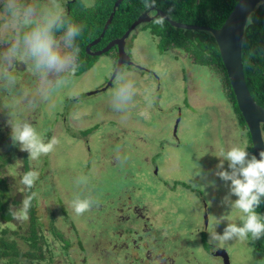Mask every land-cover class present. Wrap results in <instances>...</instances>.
Masks as SVG:
<instances>
[{"label":"rangeland","instance_id":"1","mask_svg":"<svg viewBox=\"0 0 264 264\" xmlns=\"http://www.w3.org/2000/svg\"><path fill=\"white\" fill-rule=\"evenodd\" d=\"M79 3L92 7L96 0ZM144 26L137 27L126 45L132 62L142 68H125L140 84L127 116L110 110L114 82L91 94L111 78L114 53L97 57L89 70L76 74L49 102L36 107H30L22 93L0 89V109L14 105L18 118L32 123L45 142L57 141L50 153L31 158L38 214L45 223L59 225L63 220L66 237L75 231L85 236L89 257L73 240L67 255L71 264H146L143 251H138L144 239L151 240L152 247H165L174 264H223L214 255L219 248L227 250L231 264H264L258 246L264 238L206 245L209 233L222 232L228 222L239 224L244 216L221 203L228 188L212 173L223 151L243 147L253 154L249 130L240 123L214 70L182 51L163 50ZM18 71L20 87L34 88L22 66ZM145 88L152 92L150 105ZM0 132L4 144L10 129L3 115ZM15 162L7 169L9 181L25 165L21 159ZM79 177L86 182L77 185ZM209 180L216 181L215 190L205 187ZM21 193L24 197V189ZM77 197L94 203L77 214L72 206ZM218 217L224 221L219 225ZM149 229L151 234L146 233ZM51 239L57 248L63 245L54 235Z\"/></svg>","mask_w":264,"mask_h":264},{"label":"trees","instance_id":"2","mask_svg":"<svg viewBox=\"0 0 264 264\" xmlns=\"http://www.w3.org/2000/svg\"><path fill=\"white\" fill-rule=\"evenodd\" d=\"M117 0H96L92 7H86L79 0L67 3L66 12L75 22L84 25V31L79 41L81 49L79 68L76 74L89 70L97 59L87 51V45L101 35L104 26L113 12ZM239 0H156L155 7L163 10L171 19L176 21L220 28L233 11ZM64 5H66L64 0ZM146 11L142 0H123L117 8L112 23L105 32L101 42L95 48H101L111 40L121 37L131 25ZM153 11V10H152ZM146 25L154 36L160 40L161 48L165 51H182L197 64L210 67L220 77L225 94L233 106L239 121L248 126L238 106L230 78L220 54V49L214 34L209 29H185L176 27L162 16H156ZM244 71L249 90L256 102L264 107V2L257 5L250 15L245 28L243 41ZM249 130V129H248ZM264 135V124H262ZM8 140L0 141V264H71L67 255H71V242L77 240L79 247L88 255L85 236L66 234L62 231L64 221L46 222L38 214V200L35 195L34 183L29 187L23 184L22 178L31 173V157L23 154L18 147H13ZM250 137V150L254 154L253 143ZM0 138L3 135L0 132ZM14 155H16L14 159ZM25 162L23 168L17 171L14 181H9L7 169L18 160ZM15 162V163H16ZM31 165V166H30ZM23 170V171H21ZM24 172V173H21ZM18 176V177H17ZM24 189V197L22 194ZM21 197V198H20ZM264 214V204L257 209ZM67 213L64 218L69 220ZM67 222V221H66ZM63 244L57 248L55 240ZM261 238H264L262 236ZM206 245H209L206 241ZM264 251V243L258 244ZM59 247V246H58ZM94 244H92V248ZM97 251V250H96ZM91 252V251H90ZM58 255V257H56ZM59 258V259H57ZM65 259L66 263L62 261ZM73 251V259H76Z\"/></svg>","mask_w":264,"mask_h":264},{"label":"clouds","instance_id":"3","mask_svg":"<svg viewBox=\"0 0 264 264\" xmlns=\"http://www.w3.org/2000/svg\"><path fill=\"white\" fill-rule=\"evenodd\" d=\"M142 3L145 8L152 9L156 0H142ZM83 31L84 25L72 19L61 0H0V89L22 93L30 107L49 102L78 71L79 41ZM21 66L31 72L34 88L20 87L21 73L18 69ZM113 82L108 98L110 110L127 116L136 101L139 81L131 72L117 66ZM144 91L150 105L152 92L148 88ZM0 115L10 129L9 138L13 147L27 152L31 158L46 155L54 149L55 138L45 142L32 123L18 118L14 105H5L0 109ZM220 158L212 175L228 188L221 203L227 208L239 209L244 216L239 224L228 222L222 232L209 233L208 243L223 245L249 236L259 239L264 236V214L257 212L264 204V150L257 158L243 147H232L221 152ZM204 175L201 171L198 173L202 179ZM34 179V174L27 173L22 182L30 187ZM75 182L82 184L86 178L79 177ZM205 187L215 190L216 181L209 180ZM93 203L90 198L77 197L72 206L75 213L82 214ZM217 219L218 225L224 222L222 218Z\"/></svg>","mask_w":264,"mask_h":264},{"label":"water","instance_id":"4","mask_svg":"<svg viewBox=\"0 0 264 264\" xmlns=\"http://www.w3.org/2000/svg\"><path fill=\"white\" fill-rule=\"evenodd\" d=\"M122 1L123 0L116 1L113 12L107 20L103 32L99 37L87 45V52L94 56H100L109 52L112 48L117 47L119 52V61L117 66L122 67L124 63L133 64L131 61V55L128 54L126 50L127 38L137 28V26L151 21L156 16H162L170 21L172 25L180 28L209 29L214 34L218 43L221 57L238 101V106L243 114L251 135L254 154L257 155V158H259V152L264 150V135L262 130V124H264V107L259 105L253 98L247 84L243 62V41L245 28L250 15L255 11L257 5L261 2H264V0H239L233 11L226 19L225 23L220 28H209L206 26L182 23L171 19L165 12L161 10H157L155 17H150L148 13H143L124 33L123 36L111 40L104 48L96 52H91V48L101 42L105 32L112 23L117 8ZM112 83L113 75L108 86ZM103 90H106V88ZM98 91L99 90L93 91L91 94H95ZM214 255L222 257L224 264H231L229 254L226 249L219 248L214 252Z\"/></svg>","mask_w":264,"mask_h":264},{"label":"flooded vegetation","instance_id":"5","mask_svg":"<svg viewBox=\"0 0 264 264\" xmlns=\"http://www.w3.org/2000/svg\"><path fill=\"white\" fill-rule=\"evenodd\" d=\"M74 1H76V0H65V3H66V5H64V0H61V2H62V4L64 5V7L66 8V10H68L67 8V3L68 2H74ZM153 10V11H152ZM157 10H161V9H159V8H157V7H154V8H152V9H150V11H146V13H148L149 15H150V17H155L156 16V13H157ZM161 11H163V10H161ZM164 12V11H163ZM141 26H142V24H140ZM138 27V26H137ZM136 30H137V28L131 33V35H133L134 33H136ZM131 35L127 38V40H129V38H131ZM128 42V41H127ZM107 45V44H106ZM106 45H104L103 47H101V48H95L97 45H95V46H93L92 48H91V52H96V51H98V50H100V49H102V48H104ZM87 51V50H86ZM128 51V53L130 54L131 52L129 51V50H127ZM111 53H114V58H115V63H116V65H115V67H114V70H115V68L117 67V65H118V61H119V52H118V48L117 47H114V48H112L109 52H107V53H105V54H111ZM91 55V54H90ZM104 55V54H103ZM131 55V54H130ZM91 56H94V55H91ZM101 56V55H100ZM96 57H99V56H96ZM131 61H133L132 60V56H131ZM138 68V69H140V70H142V68H141V66H139V65H137V64H132V63H124L123 65H122V68ZM22 71L25 73V75H26V77L28 76L29 77V79H28V81H31L32 79H33V76H31L29 73H28V69L27 68H25V67H23L22 66ZM114 73V72H113ZM113 75V74H112ZM112 75H111V78H112ZM111 78L105 83V84H103L98 90L99 91H103V89H105L106 88V90L108 89V88H110L112 85H113V83L112 84H110L109 86H108V84H109V81L111 80ZM33 81V80H32ZM98 91V92H99ZM122 220H124V217L122 218ZM151 229H149V231H146V233H150L151 234V231H150ZM142 241V240H141ZM151 243H152V241L151 240H149V241H146L145 239H144V242L142 243V244H138L139 246H138V251H143V253H142V255L143 256H145V258H144V262L146 263V264H174L175 263V259L171 256V254H169L166 250V248L165 247H161V245L158 243H156L157 244V248H155V246H151ZM123 245H125V246H127V243H126V241H124L123 243H122ZM122 244H121V246H122ZM143 246V247H142ZM141 249H143V250H141ZM163 249V250H162ZM145 253H146V255H145ZM136 258H139V259H142L143 260V258L142 257H139V256H137ZM135 258V259H136ZM217 258H219L222 262H223V259H222V257H220V256H218ZM150 262V263H149ZM224 264V263H223Z\"/></svg>","mask_w":264,"mask_h":264}]
</instances>
